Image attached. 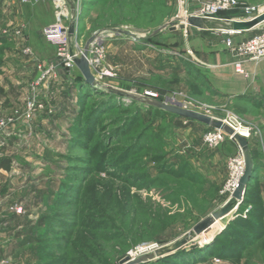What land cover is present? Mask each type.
I'll list each match as a JSON object with an SVG mask.
<instances>
[{"label": "rangeland", "instance_id": "rangeland-1", "mask_svg": "<svg viewBox=\"0 0 264 264\" xmlns=\"http://www.w3.org/2000/svg\"><path fill=\"white\" fill-rule=\"evenodd\" d=\"M68 1L77 9L78 44L85 47L92 36L103 39L98 45L103 63L115 72L101 81L109 87L80 80L77 67L71 72L64 69L57 47L43 31L42 38L33 39L27 26L17 24L9 12L0 15V87L4 89L0 119L18 117L5 133L20 123L22 114L28 127L36 119L39 126L32 129L33 136L21 144L31 143L39 151L34 158L39 168L29 177H42L47 189L40 207L18 204L13 213L7 207L15 203L3 204L6 191L1 187L0 220L27 215L23 222L30 223L24 232L32 237L47 230L50 242V249L43 251L45 241H26L11 262L42 264L68 258L67 264H120L126 256L137 258L180 240L231 202V162L245 160L239 143L226 132L219 145H208L205 136L218 128L161 110L148 102L150 98L180 103L242 128L254 173L248 196L245 190L243 201L219 219V233L212 236V227L181 249L141 264H264V93L249 74L244 78L257 87L252 92L216 89L204 63L207 55L228 50V37L247 39L259 27L234 35L226 34L221 24L185 27L181 21L185 10L198 7L193 0ZM241 1L264 9V0ZM49 2L56 13L53 1ZM20 4L30 3L21 0ZM12 6L14 1L0 0V9ZM35 40L41 48L50 46V57L55 59L34 55L37 75L25 82L28 86L22 94L12 86L13 81L25 84L22 75L13 81L2 75L19 65L17 56L32 57ZM38 64L53 71L36 85L41 74ZM58 64L72 84L74 100L65 114L54 119L53 99L45 90L49 81L59 80ZM33 93L46 108L28 116L26 104ZM22 196L17 194L14 201ZM30 249L36 252L26 255ZM4 262L0 258V264Z\"/></svg>", "mask_w": 264, "mask_h": 264}, {"label": "crops", "instance_id": "crops-1", "mask_svg": "<svg viewBox=\"0 0 264 264\" xmlns=\"http://www.w3.org/2000/svg\"><path fill=\"white\" fill-rule=\"evenodd\" d=\"M7 1H14V6L1 8L0 15L9 12L10 16L14 18L13 20H15L17 24L22 23L23 25L27 26V33H29V36L33 39L42 38L43 28L56 21L55 12L51 7L49 2L50 0H32L27 6L21 5V0ZM216 24H221L223 26V23L206 21L203 28L206 26L208 27L209 25L215 26ZM194 27L200 28L197 26ZM242 38V36H235L233 41L240 42L245 40ZM33 44L35 46L34 53L31 54L32 57L24 55L17 56V62L20 66L18 65L16 67L15 65L14 68L10 69L12 71H9V73L8 69H6L7 73L2 75L4 79L6 78L7 80L9 79L8 81H10L14 79L16 75H22L21 77H23V82H29L31 78L33 79L37 75V71L35 70V61L33 59L35 58L34 55L37 58L45 61H51L55 59L54 57H50V46L45 47L47 48L45 49L44 47L41 48L40 42L38 41ZM232 62L233 56L230 50H227L221 54L212 53L205 57L204 63L207 65L206 70L208 79L214 88L237 94V92H252L256 90L257 87H259V90H262L261 92L264 93V60L259 62L251 61L245 63L246 74H249L250 77L253 76L258 81L257 87L255 85H251L248 80L244 78L245 75L238 73L235 70V66L232 64ZM56 69L57 70L55 74L58 75L59 80L49 81V89L45 90L49 97L53 99V105L55 106L56 110L54 119L57 115L60 116L61 114H65L70 104H72V101L74 100V98L72 99L73 94L70 90L72 84H70L64 69L61 68L59 64L56 66ZM26 85L27 83L23 84V86H18L14 81L12 84L13 88L18 87V91L22 92V94H24V91L22 90L26 89L28 86ZM7 87L10 86L8 85ZM22 110H24V107ZM20 117V123L16 125L15 128L0 135V157L5 155L13 159V165L9 170L3 168L0 170V184L1 187H4L6 191L1 197H4L2 202L4 204L11 200L10 202L15 203L14 205H9L7 207L9 210H12L13 206H18V204L22 207H30L32 205H38V207H40L41 204H44L43 202L45 201V193L47 190L42 177L39 178L38 175L29 177L34 169L36 170L39 168L37 166V162L34 159L39 155V151H37L36 147H33V144L31 143H29L28 147L21 144L24 140L26 143V139L33 136L36 130H33L32 133V129H35V127L39 125L36 122V119H33V127H28V120L24 117V114H22ZM19 193H22L23 196L20 198V200H18V202H15L14 198ZM27 219H29L27 218V215L13 214L10 216H4L0 220V258L5 261V264H14L11 262V257L14 254L18 255L22 251L21 246L23 243H26V241L28 243H33L34 241V239H32V237H34V233L32 234V237H29V234L24 232L25 225L28 227L30 223V221L23 222L27 221ZM13 224H15V226H12ZM16 224H18V226ZM34 252H36V249H30V252L26 253V255H30L31 253L34 254Z\"/></svg>", "mask_w": 264, "mask_h": 264}, {"label": "built area", "instance_id": "built-area-1", "mask_svg": "<svg viewBox=\"0 0 264 264\" xmlns=\"http://www.w3.org/2000/svg\"><path fill=\"white\" fill-rule=\"evenodd\" d=\"M24 3L31 2L32 0H22ZM55 10H56V21L47 25L43 29V35L47 40H49L54 46L57 47L58 51V59L59 64L66 69L67 71H73L74 67H77L75 64V58L83 56L84 47L80 46L77 42L76 33L77 29L75 27L74 34H69L70 23L74 21L76 17V11L74 3H70L68 0H52ZM188 2V0H185ZM198 7L194 9H186L185 15L181 17V21L185 24V27L189 26L188 19L190 17L200 18L204 21H213L217 23H226L228 21H233L235 19L238 20H250L258 16L259 14L264 12V9L258 5L253 3H247L241 0H193ZM235 12L234 15L225 18L219 17L220 12ZM259 30L250 38H247L240 42H234L232 37H228L226 39V45L228 50L231 51L233 56V62L235 69L238 73L247 75L245 69V63L247 62H259L264 60V22L260 24ZM223 31L226 34L234 35L238 33L237 31H232L230 29L222 26ZM118 32L120 30H117ZM124 32V31H123ZM19 33V31H18ZM102 35H99V37ZM103 40V39H102ZM100 38L95 36L88 47V62L89 66L92 70V73L95 78V85L108 86L101 81L107 77H114L115 72L114 68L110 66H106L103 63L104 54L101 53ZM30 52V50H26V52ZM38 69L41 74L38 78L37 82L39 83L44 78H46L49 73H52L53 69L51 66L46 67L45 65L38 64ZM35 85V86H36ZM34 86V87H35ZM45 105L37 96L33 93L27 100L26 104V114L28 116L35 115L37 112H42L45 110ZM18 121L17 116H7L1 117L0 119V134L5 132L6 129L15 125ZM234 129L237 128L234 124H230ZM236 130V129H235ZM226 131L223 129H216L214 131L209 132L206 136V142L208 145L213 147L219 145L223 142L224 137L226 136ZM231 167L233 168L232 177L229 179L228 183L230 188H235L234 178H235V168L240 165V161L232 160ZM237 188V186H236ZM235 188V189H236ZM234 189V190H235ZM233 190V192H234ZM244 197V195H243ZM232 199V198H231ZM230 199V200H231ZM240 202V201H239ZM17 212H21V208L16 209Z\"/></svg>", "mask_w": 264, "mask_h": 264}, {"label": "water", "instance_id": "water-1", "mask_svg": "<svg viewBox=\"0 0 264 264\" xmlns=\"http://www.w3.org/2000/svg\"><path fill=\"white\" fill-rule=\"evenodd\" d=\"M187 21L190 26L193 25V26H197L200 28H203L206 23V21L200 18H196V17H190ZM263 22H264V12L254 18H251L250 20L235 19L233 21H228L224 23L223 26L234 32L235 31L246 32V31H250L251 29L259 26ZM70 24L71 25L69 27V34L72 35L74 34V31H75L74 21H72V23ZM161 29H159L158 31H161ZM125 34L129 36L131 35V33L128 31H125ZM93 38L94 36L90 37L87 44L85 45L84 52H83L84 55L81 57L75 58L74 61H75L77 68L80 70L82 74L83 80L86 83L95 84V78H94V75L92 73V70L89 66V62L87 59L88 47L91 41L93 40ZM148 102L161 110H165L173 114L180 115L181 117H184V118H188L192 120L195 119L207 125L208 124L214 125L218 129H222V130L224 129L228 134L232 136V138H234L239 143L244 153V157L246 159V162H245L246 170L242 174L239 180V185L237 186V188L234 190L232 194L231 202L227 203V205L224 208H221L220 210L213 212L210 216H208L207 218L197 223L196 226L193 227L194 229L188 232L187 234H185L184 237H182L180 240H176L174 242L167 243V245L157 247L154 250H152V252L141 254L137 258H130L129 256H126L123 258L120 264H141V263L152 262V260H158L164 256H167V254L169 253H172V252H175L181 249L182 246L187 244L188 241L194 239L196 235H199L209 230L211 225L214 223V221L219 215L224 214L225 211L230 210L232 208V206L235 204L233 199H238L240 202L243 201L244 199L243 195L254 173L253 159H252L251 153L249 152L248 138L245 135H243L241 132L235 130L231 125L225 123L224 121L220 119H216L209 114L207 115L198 110H194V109L192 110V109L186 108L182 106L180 103H169L168 101H160L157 99H150V98L148 99Z\"/></svg>", "mask_w": 264, "mask_h": 264}, {"label": "trees", "instance_id": "trees-1", "mask_svg": "<svg viewBox=\"0 0 264 264\" xmlns=\"http://www.w3.org/2000/svg\"><path fill=\"white\" fill-rule=\"evenodd\" d=\"M236 12V11H235ZM235 12H226V11H224V12H220V14H219V17L221 16V17H225V18H228V17H230V16H232V15H234L235 14ZM225 14V13H228V17L227 16H223V15H221V14ZM81 78H79L80 80H82L83 81V77L82 76H80ZM0 92H4V89L2 88V87H0ZM88 93V92H87ZM165 111V110H164ZM168 112V111H167ZM174 115H176V114H174ZM178 116V115H177ZM180 116V115H179ZM12 165H13V159L11 158V157H9V156H5V155H3L2 157H0V170L3 168V169H6V170H9L11 167H12ZM250 188H251V184L249 183L248 184V186H247V189H246V193H245V197H247L248 196V194H249V191H250ZM2 189H1V185H0V191H1ZM46 232V233H45ZM47 230H45V231H43V233H41V235L40 236H38V235H34V237H33V239H35V240H37V241H45V249H43V251H46V250H49L50 249V247H49V238H47ZM225 233V230L224 231H222V234H224ZM217 238V237H216ZM43 248V247H42ZM68 259V258H67ZM67 259L65 260V258H64V260H62V261H58V260H56V261H54V260H52V261H49V263H47V262H43L42 264H67L68 263V261H67Z\"/></svg>", "mask_w": 264, "mask_h": 264}, {"label": "bare ground", "instance_id": "bare-ground-1", "mask_svg": "<svg viewBox=\"0 0 264 264\" xmlns=\"http://www.w3.org/2000/svg\"><path fill=\"white\" fill-rule=\"evenodd\" d=\"M134 33V32H133ZM135 34V33H134ZM138 35V34H137ZM101 86V85H100ZM104 86V85H103ZM101 89V88H100ZM170 103V102H169ZM237 131H239V132H241L243 135H245L243 132V129L242 128H237L236 129ZM226 135H227V133H225ZM246 162V159L244 160H242V161H240V165L237 167V168H235L234 167V169H235V178H234V183H235V188H236V186H238L239 185V180H240V178H241V176H242V174L245 172V170H246V168H245V163ZM234 188V189H235ZM233 189V190H234ZM232 194H233V191H232ZM232 194L230 195V197L229 198H232ZM234 200V202H235V204L232 206V208L230 209V210H227V211H225V213L224 214H221V215H219L217 218H216V220L214 221V223L211 225V227L210 228H214V231H213V233L211 234L212 236L213 235H215V234H217V233H219L220 232V230L222 229L221 227H222V222H219V219H221V218H223V217H225V215H227L232 209H234V208H236L237 207V205L239 204V200L238 199H233ZM204 233V232H203ZM202 234V233H201Z\"/></svg>", "mask_w": 264, "mask_h": 264}]
</instances>
